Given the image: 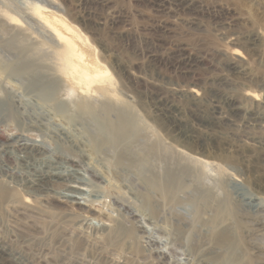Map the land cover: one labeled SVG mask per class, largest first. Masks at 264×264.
<instances>
[{
    "label": "rangeland",
    "instance_id": "obj_1",
    "mask_svg": "<svg viewBox=\"0 0 264 264\" xmlns=\"http://www.w3.org/2000/svg\"><path fill=\"white\" fill-rule=\"evenodd\" d=\"M15 1L0 0V16L44 6L109 82L83 101L58 73L60 45L21 13V35L0 26V100L15 103L0 110V262L264 264V0ZM20 43L62 78L52 102L4 70ZM104 118L127 126L116 145ZM25 141L40 149L18 150ZM47 167L78 180L81 211L59 204L57 176L48 193L30 186Z\"/></svg>",
    "mask_w": 264,
    "mask_h": 264
},
{
    "label": "bare ground",
    "instance_id": "obj_2",
    "mask_svg": "<svg viewBox=\"0 0 264 264\" xmlns=\"http://www.w3.org/2000/svg\"><path fill=\"white\" fill-rule=\"evenodd\" d=\"M15 2L19 3V0H16ZM19 13H21V16H23V18L20 17ZM1 14L0 26L5 30L10 32H13L15 30L17 35H21L18 29L19 26H23V24L18 19L20 17V19L22 18V20H29L31 23H33V25L41 28L47 35L49 41H51L52 43L55 42L61 47V50L59 48V55L55 56L57 66L56 64L54 65L57 67L58 73L61 74L63 79L65 78L64 80H62L60 76L56 78L53 75H50L51 73L48 70L47 71L50 74H47V72L45 71V65L47 63H44L46 61L45 58L47 55H45L41 51L34 52L38 45L32 46L29 44L22 46L20 43V46H13L14 50H16V53L11 55L10 59L4 61L6 63L4 70L9 71V75L14 77V79L25 78V80H27L29 86L34 89V91H31L27 94L31 96L33 95V97L35 95V98L40 100V102H52L54 98H57V96L55 95L58 90H60V92L66 91L64 86L60 87L57 84V87L54 88L52 87L53 84L59 83L60 80H62V82H65V87L68 88V80H72L75 82V85L78 87L80 92L84 93L83 101H86L87 94H90L92 91V85H104L105 81L109 82V78H107L108 72L97 65L93 58H89L88 60V56L86 55L85 51V43H88L87 40L82 39L78 35V33L74 31L64 20H62L60 17H57L54 13L48 11L44 6L42 7L33 5L32 8H30L29 10L27 9L23 12L17 10L16 8L14 10L5 11ZM24 24H26V22H24ZM69 54L71 56H69ZM233 55L238 56V53L234 51ZM48 62H50V60ZM48 86L51 88L50 90L53 93H50L48 89L45 90ZM86 90L88 93H86ZM101 90L104 91V93H108L106 89ZM194 93L195 92L193 90L189 91V94ZM5 94V97L0 100V110H2L4 116L7 114V112H9L8 108L11 107L13 109L15 105L11 95L8 92H6ZM247 96L250 98H255L253 93H249L247 94ZM2 113L0 114L2 115ZM123 122V120H119V123H117V125L112 126L107 119H103L102 125L103 129L105 130V138L107 140L106 143L110 146L116 145L117 142L126 137L127 129L125 130V128L127 126H125ZM35 148L40 149V146L28 141H25V143L19 144L18 146V150L21 151H24L25 149L36 151ZM70 164L74 165V162L70 161ZM54 176H57L56 179L64 182V186L67 192L62 200L57 199L59 204L67 208L69 207V205H71L73 209L81 211L83 204L79 202L78 197L83 195V189L79 187L78 180H73L72 177L66 178L58 173H55V171L52 172L50 168L47 167L46 170L40 171L39 174L34 175V177L31 178V180L29 181L30 186L36 188L41 187V190L43 192L48 193V190L43 187L44 185L46 186V184L50 185L51 181L54 179L52 177ZM92 177L94 179H98V175L96 174H93ZM155 184L157 190L163 193V195H168L170 193L172 182L168 176H165V174H163V177L161 175L160 178H157ZM33 192L34 190H31V193ZM223 237L224 240L231 238L230 233H226L225 235H223ZM5 254V251L3 249H0V261L7 260L6 258H3ZM0 264H4V262H0Z\"/></svg>",
    "mask_w": 264,
    "mask_h": 264
}]
</instances>
